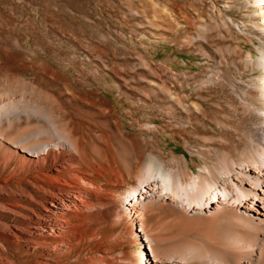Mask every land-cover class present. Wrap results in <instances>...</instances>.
I'll list each match as a JSON object with an SVG mask.
<instances>
[{"label": "rangeland", "instance_id": "1", "mask_svg": "<svg viewBox=\"0 0 264 264\" xmlns=\"http://www.w3.org/2000/svg\"><path fill=\"white\" fill-rule=\"evenodd\" d=\"M262 20L251 0H0V107L35 104L55 112L61 121L80 125L101 155L121 167L143 146L167 162L186 156L200 173L207 161L204 140H238L244 128L263 120L255 105L251 114L245 108L251 93L264 86L256 62ZM175 97L187 108L200 107L192 116L194 128ZM14 123L4 120L6 137L49 128L44 117L24 112ZM1 146L3 162L9 145ZM211 153L219 160L220 151ZM171 217L169 208L159 209L146 225L163 222L161 240L177 230L191 237L195 223L174 214L171 226ZM94 221L93 230L72 236L74 251L63 264L140 253L126 219ZM8 252L28 260L17 247Z\"/></svg>", "mask_w": 264, "mask_h": 264}, {"label": "bare ground", "instance_id": "2", "mask_svg": "<svg viewBox=\"0 0 264 264\" xmlns=\"http://www.w3.org/2000/svg\"><path fill=\"white\" fill-rule=\"evenodd\" d=\"M251 2L264 28V0ZM259 49L256 62L264 70V40ZM259 91L251 93L245 108L251 114L255 105L263 120L240 128L238 140H204L201 153L207 161L205 168L199 165L200 173L186 156L167 162L143 146L121 167L101 155L80 125L61 121L55 112L35 104L0 107V147L3 141L9 145L0 162V264H63L74 251L72 236L93 230L94 219L103 216L126 219L140 253L124 260L103 256L92 264H264V86ZM175 100L194 128L192 116L200 107L193 110L181 97ZM23 112L44 117L49 128L6 137L4 120L13 126ZM213 150L221 152L219 160L212 159ZM119 186L125 193L115 194ZM164 208L172 211L166 222L171 226L174 214L180 222L195 223L191 237L177 230L170 239L158 238L167 226L151 228L146 219ZM10 247L28 260L12 256Z\"/></svg>", "mask_w": 264, "mask_h": 264}]
</instances>
